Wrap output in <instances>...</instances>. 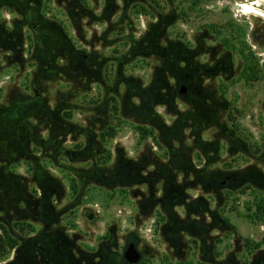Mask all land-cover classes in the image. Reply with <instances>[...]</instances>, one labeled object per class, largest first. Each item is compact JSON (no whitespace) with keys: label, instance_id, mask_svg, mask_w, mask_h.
<instances>
[{"label":"rangeland","instance_id":"obj_1","mask_svg":"<svg viewBox=\"0 0 264 264\" xmlns=\"http://www.w3.org/2000/svg\"><path fill=\"white\" fill-rule=\"evenodd\" d=\"M23 1L0 6V264L264 253L263 21L233 7L252 0Z\"/></svg>","mask_w":264,"mask_h":264},{"label":"trees","instance_id":"obj_2","mask_svg":"<svg viewBox=\"0 0 264 264\" xmlns=\"http://www.w3.org/2000/svg\"><path fill=\"white\" fill-rule=\"evenodd\" d=\"M25 4L26 3L23 0H0V6H2V8H9L12 10H17V11L21 12V14H24V15H25ZM26 5H28V4H26ZM28 20H29V23L32 25L33 19L31 17H29ZM37 42H38L37 43L38 44V51L41 52L43 57L46 56L47 60L49 62H51L53 51L51 53H48L45 50L44 44H42V42H39V41H37ZM72 74H74V72ZM112 134H113V132L109 131V130H106L103 133V135H109V136H112ZM67 153H68V156L71 160H76V159L78 160V159H83V158H90V159L93 158L92 153H89V154L85 153L84 150H81V151L80 150H67ZM262 160L264 161V157L262 158ZM216 180L220 186H233V185L235 186V185L240 183V180H237L232 174L231 175H223L222 178H220V179L217 178ZM246 180H248V178H246ZM222 224H223L222 227L224 226L223 228H226V229L228 228L230 230L235 229V227L227 219H222ZM3 230L6 233L10 232V231H8L7 228H4ZM244 240H245V242H247L246 239H244ZM115 257H117V256L112 257L113 262L115 264H119L118 258H115ZM121 264H123L122 261H121ZM125 264H127V263H125ZM205 264H264V253L263 252L255 253L251 260L239 259L236 254L231 253V254H228L222 260L210 257V258L205 260Z\"/></svg>","mask_w":264,"mask_h":264},{"label":"bare ground","instance_id":"obj_3","mask_svg":"<svg viewBox=\"0 0 264 264\" xmlns=\"http://www.w3.org/2000/svg\"><path fill=\"white\" fill-rule=\"evenodd\" d=\"M233 7L235 9H238L239 11H243L246 14H253L254 16H256V18L259 21H263L261 32L264 31V1L263 0H252L250 2H237L233 4Z\"/></svg>","mask_w":264,"mask_h":264},{"label":"water","instance_id":"obj_4","mask_svg":"<svg viewBox=\"0 0 264 264\" xmlns=\"http://www.w3.org/2000/svg\"><path fill=\"white\" fill-rule=\"evenodd\" d=\"M184 91V87L182 92ZM122 258L125 260L127 264H137L143 258L142 251L138 248L137 242L135 240H128L122 252Z\"/></svg>","mask_w":264,"mask_h":264},{"label":"flooded vegetation","instance_id":"obj_5","mask_svg":"<svg viewBox=\"0 0 264 264\" xmlns=\"http://www.w3.org/2000/svg\"><path fill=\"white\" fill-rule=\"evenodd\" d=\"M264 37V31H260V39H262ZM190 72L187 71V74H186V77L184 80H187L189 77H190ZM88 257H91V263L92 264H106L105 261H103V257H102V253L101 252H94L93 254L91 255H87ZM115 258H118V262L119 264H121V261L123 262V264H125V260L122 258V253L121 254H118L117 257ZM86 260V259H85ZM97 261V262H94V261ZM120 260V261H119ZM44 264H47V262H45ZM53 264V262L51 263ZM54 264H61V262H54Z\"/></svg>","mask_w":264,"mask_h":264}]
</instances>
